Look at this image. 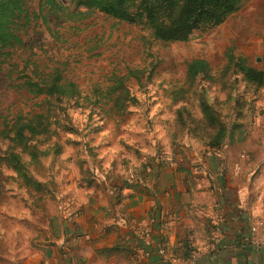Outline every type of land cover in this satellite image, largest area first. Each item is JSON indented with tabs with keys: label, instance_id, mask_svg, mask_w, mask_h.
Masks as SVG:
<instances>
[{
	"label": "rangeland",
	"instance_id": "1",
	"mask_svg": "<svg viewBox=\"0 0 264 264\" xmlns=\"http://www.w3.org/2000/svg\"><path fill=\"white\" fill-rule=\"evenodd\" d=\"M61 2L69 6L71 0ZM38 6L39 0L26 2L30 13L38 11ZM70 26L71 23L62 21L51 22V30L60 32L63 39L60 41L42 21L31 22L20 32L23 45L5 51V56L0 59V131L19 114L38 113L41 98L29 96L24 90L36 64L48 72L58 67L63 75L79 85L84 95H88L94 85L105 87L114 73L142 69V84L135 80L129 83L140 105L131 108L125 117H113L105 112L107 108L72 102L64 113H51V120L55 117L52 126L55 135L31 141L29 152L22 148L16 150L28 172L46 188L45 192H36L25 186L13 170L3 168L4 176L0 178V256L25 257L34 253V246L51 243L54 236H50L47 228L38 227L49 223L50 228V223L64 220L63 213L73 212L84 203L86 195L102 191L99 187L107 176L114 181L125 174V180L121 182L126 186L140 184L148 188L144 175L149 169L153 178L160 177L159 169L155 171V168L161 157L170 154L171 133L174 143H183L194 153L191 158L197 166L194 175L206 176L203 183L207 190L214 192L211 186L214 187V173H218V168L214 171V163L218 158L225 162L228 184L236 189L239 203L250 221L249 240L255 250L252 254L260 252L264 247L256 246L254 242L259 244L264 239V88L254 93L243 82L241 74L231 71L222 76V70L226 65L225 54L231 49L236 56L244 57L250 67L264 71V0H250L223 25L195 32L186 43L153 41L140 27L118 23L101 14L83 22L77 35L69 30ZM196 59L209 64L213 79L199 76L193 85L184 88L183 100L173 102L171 88L184 84L187 65ZM239 99L253 102L255 110H245L235 117L234 101ZM200 100L209 101L231 131L236 127L232 145L228 144L224 149L226 159L209 152L202 141L187 138L180 131L183 126L176 110L183 109L186 127L183 129L194 128L202 133L198 123ZM62 118L66 119L65 123L61 122ZM238 130L242 131L239 136L236 135ZM8 147L9 143L0 136V155ZM31 153L35 154L36 161ZM78 162L91 170L94 187L80 186L84 184L79 182ZM127 177L130 181L133 177L142 182L129 183ZM121 182L119 186L124 185ZM220 185L221 182L215 194ZM195 190L190 195L198 194ZM211 198L219 206L214 204L212 216L209 215L211 208L208 211L211 204H205L203 211L204 205L193 207L192 211L196 210L206 219L209 216L208 220L221 228L225 222L222 202L215 195L204 197L203 202ZM198 199L196 196L194 203ZM211 223L207 226V246H211ZM16 237L18 246L14 244Z\"/></svg>",
	"mask_w": 264,
	"mask_h": 264
},
{
	"label": "trees",
	"instance_id": "2",
	"mask_svg": "<svg viewBox=\"0 0 264 264\" xmlns=\"http://www.w3.org/2000/svg\"><path fill=\"white\" fill-rule=\"evenodd\" d=\"M249 1L71 0L70 5L65 6L61 0H39L38 11L30 13L26 8L27 0H0V59L5 56L7 49L23 45L20 32L23 26L34 21H42L54 38L62 41L60 32L51 30V22L55 24L60 21L66 24L71 23L72 26L69 27V30L77 35L81 32L80 26L83 22L101 14L118 23L140 27L153 41L165 44L186 43L195 32L223 25ZM225 56L226 65L222 70V76L233 71L235 74L239 73L243 76V82L253 89L254 93L264 88V71L250 67L244 57L236 56L231 49L227 50ZM211 72L212 69L206 61L192 60L187 65L186 81L180 86L171 88L170 99L172 98L173 102L182 101L184 88L193 85L199 76H205L212 80ZM143 74L144 70L142 69H127L125 74L114 73L109 77L105 87L94 85L90 93L84 95L79 85L63 75L58 67L48 72L36 64L32 78L29 79L24 90L29 96L41 98L38 113L19 114L11 123L6 125L5 129L0 131L1 139L9 143L8 149L3 155H0V178L4 176L3 168L11 169L16 173L15 176L19 180L25 182V186L34 189L36 192H45L46 186L28 172L24 160L16 150L22 148L29 152L31 141L39 137L55 135L56 130L52 129L55 117L51 120V113H64L67 105L72 102L76 105L107 108L105 112L110 113L113 117L127 116L130 114L131 108L140 105L137 97L132 94L129 83L131 80H135L137 84L141 85ZM233 82L236 83V81ZM230 97L227 100H230ZM252 104L253 102L245 99L235 100L233 108L235 117L238 118L245 110L253 112L255 108L252 107ZM199 109L201 118L198 123L202 127V133L194 128L183 129L186 128L185 119L182 116L183 109L176 110L178 121L183 126V128L179 126L181 133L187 138L202 141L201 144L209 152H214L218 157L221 156L226 159L224 149L234 140L236 131L234 128L236 127H232L231 131V127L224 121L221 114L207 100H200ZM60 120L63 123L66 122L64 118ZM241 133L242 131L238 130L236 135L239 136ZM170 142L172 155L169 162L171 161V164L175 166L172 173L178 176L182 183H180L181 188L170 177L168 179L170 182L153 190L157 189L159 195L168 197L171 206H174L172 201L176 198L179 199L183 193H191L196 188L194 178H201L202 174L196 173L194 175V169L197 167L191 159L194 153L186 148L183 143H174L172 133ZM31 156L34 161L37 160L35 154L31 153ZM160 160L159 169L161 167L163 170L169 168L170 165L167 163L161 164L163 162L162 157ZM219 160L218 158L214 166V171H217L218 168V173H214V176L218 179V181L215 180L216 187L221 182L217 194L221 199V208L225 216V222L221 227L225 237L223 245L226 247L225 250L233 251L235 249L248 259L254 256L252 252H255L249 240L250 221L239 203L236 189L228 184L225 162ZM77 165L81 175L79 182L84 184L80 186L88 189L94 187L95 184L91 181L93 180L91 170L84 168L82 162H78ZM121 181L123 179L120 177H116L113 181L111 177L107 176L106 181L104 180L99 187L102 191H99L100 193L94 192L86 204L67 218L68 224L72 225V235L79 236V233H86V238L92 242L95 248L96 257L108 259L113 253L124 248L126 244L129 245L130 239L134 240L135 238L134 233L126 227L127 225L124 229L115 231V237L111 241H109L111 237L107 230L106 235L102 236V232H100L104 230L102 224L113 216L117 207L127 204L128 200L132 202L138 199L147 202L155 198L153 191L138 193L137 188L140 186L135 184L137 188L135 186L128 187ZM119 182L124 185L119 186ZM126 189L129 190V195L124 201L122 191ZM52 246L56 255L62 260L70 254V251L66 250L65 244L56 249L55 244Z\"/></svg>",
	"mask_w": 264,
	"mask_h": 264
},
{
	"label": "crops",
	"instance_id": "3",
	"mask_svg": "<svg viewBox=\"0 0 264 264\" xmlns=\"http://www.w3.org/2000/svg\"><path fill=\"white\" fill-rule=\"evenodd\" d=\"M170 143L169 141L170 154L162 157L165 160L163 163L170 165L169 168L162 169L161 175V169L156 167L155 171L159 169L158 176L160 175L157 179L150 175L151 172L148 169L144 175L148 188H141L140 184H137L140 186L138 188L135 186L138 189V193H145L148 190L153 191L154 200L147 202L138 199L132 202L128 200L127 204L125 203L117 207L113 216L102 224L104 230L100 232L104 236L108 231L111 237L109 241L114 239L115 231L124 229L127 225L126 227L135 235L134 240L130 239L129 245L126 244L124 248L119 249L108 259H105L104 257L95 256V248L92 242L86 238L85 232L79 233V236L72 235V225L68 224L65 217H70L88 202L90 196L86 195L84 203H80L75 210L73 209V212L68 213V215L63 213L64 220L59 219V223L57 221L53 224L50 223V228H48L49 223L38 227L47 228L50 236H54L50 240L51 243L46 242L42 246L36 245L34 246V253L32 255L21 258L15 255H1L0 264H168L161 260V257L157 253L161 248L178 259L185 258L190 251L196 250L200 256L197 264H264V250L246 259L241 252L235 249L233 251L224 249L225 251L214 252L210 249V245L207 246L209 242L207 226L211 223L208 220L209 216L208 219L200 217L201 213H198L196 210L192 211V209L193 207L204 205L201 208L203 211L205 204H211L208 206V211L211 208L209 215L212 216L214 204L217 205V203L212 198L203 202V198L213 197L214 195L219 197V195L215 194L216 177H214V192L204 187L203 182L207 180L205 175L201 178H194L195 191L198 194L190 195V193H183L179 199L176 198L172 201L174 206H171L172 204L168 197L159 195L157 189L153 190L170 182L168 181L170 177L178 185L181 183L178 176L172 173L171 168L174 165L171 164V161L169 162L172 155ZM118 177L125 180V174H121ZM131 178V181L128 177L126 178L129 183L142 182L141 179L133 180V177ZM128 195V189L122 191L124 201H126ZM184 195L190 196L184 199L182 198ZM196 196L199 199L194 203ZM175 201L179 202L175 203ZM189 203H192L191 207ZM217 208H219L218 205ZM57 214L60 215L61 213L57 212ZM154 218L155 220H153ZM211 224H214V221ZM15 239L14 244L18 246V237ZM53 244L56 245L55 249L65 244V247H67L65 249L69 250L70 254L62 260L59 256H56Z\"/></svg>",
	"mask_w": 264,
	"mask_h": 264
},
{
	"label": "built area",
	"instance_id": "4",
	"mask_svg": "<svg viewBox=\"0 0 264 264\" xmlns=\"http://www.w3.org/2000/svg\"><path fill=\"white\" fill-rule=\"evenodd\" d=\"M214 224H217L214 222ZM212 225V236H211V246L210 249L214 252L222 251L226 247L223 245V242L225 240V237L222 233L221 228L218 225ZM256 242V241H255ZM254 244L256 246L264 247V239L259 241L258 243ZM158 255L161 257V260H163L165 263L168 264H197V260L199 259L198 251L192 250L189 252L188 256L182 259L175 258L171 255V253H168L165 249H159Z\"/></svg>",
	"mask_w": 264,
	"mask_h": 264
}]
</instances>
